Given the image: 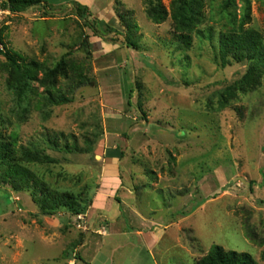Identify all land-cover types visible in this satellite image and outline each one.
<instances>
[{"label": "rangeland", "instance_id": "rangeland-1", "mask_svg": "<svg viewBox=\"0 0 264 264\" xmlns=\"http://www.w3.org/2000/svg\"><path fill=\"white\" fill-rule=\"evenodd\" d=\"M46 1L8 18L5 50L50 69L65 60L86 81L70 90L61 77L72 101L40 108L39 95L17 99L0 54L1 127L54 159L26 163L41 183L88 208L43 215L0 168V264H196L216 245L264 264V64L243 84L252 64L218 56L220 33L243 20L264 43V0H203L189 48L170 17L148 18V0ZM61 133L60 149L78 151L52 149Z\"/></svg>", "mask_w": 264, "mask_h": 264}, {"label": "trees", "instance_id": "trees-1", "mask_svg": "<svg viewBox=\"0 0 264 264\" xmlns=\"http://www.w3.org/2000/svg\"><path fill=\"white\" fill-rule=\"evenodd\" d=\"M7 6L13 13H23L32 7L47 6L46 0H7ZM77 16H79L86 28L93 36H97L96 29L88 21L90 15L89 7L73 1ZM203 0H173L170 10L162 4L161 0H148L147 16L155 24L164 23L168 17L173 21L175 36L179 44L184 48H189L192 44V32L203 20ZM118 17L125 24L129 32L137 29V25L130 22L126 15L118 14ZM250 20V16H246ZM245 20L241 21L238 28L225 31L219 35V59L222 67L229 66L233 62H250L251 68L244 77L243 84H250L254 80L257 67L264 64V43L258 31L245 27ZM114 31L111 27H109ZM0 40L3 42L2 34ZM129 46L137 48L134 39L130 37ZM89 42V41H88ZM0 54L6 57L11 66V75L8 86L14 91L17 99L23 100L26 97L38 96V106L51 107L62 106L72 101L59 87L61 77L69 81V89L73 90L85 83V77L62 60L54 68L50 69L37 63L36 61L21 60L20 57L11 51H2ZM73 75H71V74ZM74 76V77H73ZM74 79V80H73ZM37 83L43 88L42 93L32 87ZM242 89V87L240 88ZM130 91L127 104L131 105ZM231 95V92H228ZM3 122H0V168H2V180H6L14 191L33 189V194L37 197L35 202L41 209L43 215H53L59 209H66L74 215H80L87 210L86 205H81L79 199L69 192H58L50 189L46 184L41 183L35 174L26 166V163H53L54 159L46 155L41 148H33L26 145H18V135L15 132L5 133L2 130ZM65 139V134H58V137L51 139L48 137L49 145L54 150H59V143L56 140ZM68 153L78 151L76 143L72 146L68 143L61 147ZM123 153L120 152V157ZM38 192V193H37ZM196 264H256L252 255L247 252L227 251L223 247L213 246L211 251Z\"/></svg>", "mask_w": 264, "mask_h": 264}, {"label": "built area", "instance_id": "built-area-1", "mask_svg": "<svg viewBox=\"0 0 264 264\" xmlns=\"http://www.w3.org/2000/svg\"><path fill=\"white\" fill-rule=\"evenodd\" d=\"M7 0H0V36L3 27L6 25L9 17L13 16V11L7 6ZM0 50L5 51L3 42L0 40Z\"/></svg>", "mask_w": 264, "mask_h": 264}]
</instances>
